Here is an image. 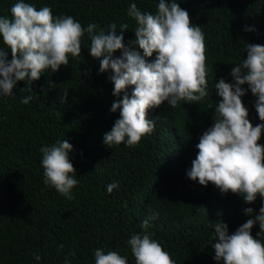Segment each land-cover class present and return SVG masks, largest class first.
I'll use <instances>...</instances> for the list:
<instances>
[{
	"label": "trees",
	"instance_id": "obj_1",
	"mask_svg": "<svg viewBox=\"0 0 264 264\" xmlns=\"http://www.w3.org/2000/svg\"><path fill=\"white\" fill-rule=\"evenodd\" d=\"M16 2L0 0V16L11 17ZM25 2L37 10L50 7L54 16H71L85 28L94 23L97 32L112 23L118 31L127 24L124 43L129 45L137 27L127 14L130 3L155 14L159 0ZM178 2L205 34L209 97L199 103L182 101L175 108L166 101L150 109L148 118L156 122L155 129L138 145L111 148L103 142L119 118V111L111 112V106L122 95H113L114 73H101L100 60L89 54L87 33L81 56H69L68 66L46 71L33 83L20 81L14 96L0 97V264H65V260L95 264L94 251L100 248L105 254L116 251L128 264H135L127 241L145 231L141 227L145 219L151 238L175 264H218L211 245L215 224L223 221L233 233L251 218L245 208L258 213L264 206L260 197L247 204L238 194H224L187 175L199 151L196 145L214 124V108L222 99L215 83L234 82L230 73L247 57V43L264 45V0ZM2 47L6 46L0 37ZM63 89L68 90L67 102L61 99ZM131 91L130 86L129 95ZM27 96L33 99L23 104ZM242 99L253 125L264 123L255 108L257 97L249 90ZM65 139L73 145L69 155L77 171L73 199L45 184L39 150ZM259 143L264 145V136ZM112 183L118 187L108 193ZM154 214L158 215L153 218ZM259 232L257 224L252 235L264 242V232L257 237ZM36 255L41 259L36 260Z\"/></svg>",
	"mask_w": 264,
	"mask_h": 264
},
{
	"label": "clouds",
	"instance_id": "obj_2",
	"mask_svg": "<svg viewBox=\"0 0 264 264\" xmlns=\"http://www.w3.org/2000/svg\"><path fill=\"white\" fill-rule=\"evenodd\" d=\"M127 14L137 24L136 38L129 45L124 43L127 24L120 25L118 31L112 23L97 32L94 23L85 28L71 16H54L50 7L37 10L25 0H17L11 17L0 16V37L6 46L0 48V97L14 96L13 89L20 81L33 83L46 71L57 72L62 65L68 66L69 56H81L85 33L91 42L89 54L100 60V72L114 73L110 76L113 95H122L110 109L113 113L119 111V118L104 135L103 142L108 147L138 145L155 129L156 122L148 118L149 110L160 108L166 101L175 108L182 101L199 103L209 97L205 34L192 23L178 0H159L155 14L141 11L132 2ZM117 51L120 56L115 55ZM245 51L247 57L231 70L234 82L220 79L214 85L222 99L214 108V124L196 145L199 151L187 175L201 185L211 183L222 193L238 194L247 204H253L258 197L264 199V145L259 143L264 123L253 125L242 97L249 90L257 97L255 108L264 121V45L247 43ZM62 93V101L67 102L68 90ZM32 99L27 96L21 102L28 104ZM39 150L45 184L73 199L72 189L78 184L69 155L73 145L65 139ZM117 187L116 183L109 184L108 193ZM244 212L251 218L233 233L227 223L215 224V241L211 245L218 264H264V242L252 235L257 224V237L264 232V206L258 213L252 207ZM155 215L158 214L153 218ZM141 227L145 231L133 234L127 241L135 264H175L160 243L151 238L148 219ZM94 256L95 264H128L127 258L116 251L105 254L100 248ZM35 259L41 258L36 255ZM65 264L70 261L65 260Z\"/></svg>",
	"mask_w": 264,
	"mask_h": 264
}]
</instances>
